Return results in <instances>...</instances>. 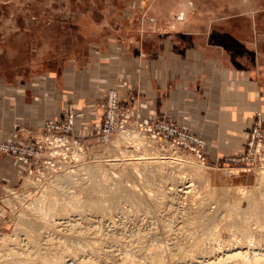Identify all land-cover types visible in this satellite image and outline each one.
I'll return each instance as SVG.
<instances>
[{
    "label": "rangeland",
    "instance_id": "1",
    "mask_svg": "<svg viewBox=\"0 0 264 264\" xmlns=\"http://www.w3.org/2000/svg\"><path fill=\"white\" fill-rule=\"evenodd\" d=\"M181 1L183 0H0V75L10 76L12 80L15 74H24L25 77H21L28 84L39 78L44 83L43 90H46L50 86L46 81L48 76H62L73 62L80 67L83 60L98 57V53L110 43L131 40V35L139 30L144 33L171 30L174 24L187 25L188 22L203 30L209 24L235 25L240 28L234 33L239 45L249 36L253 41L259 40L261 33H249L245 28L250 25L264 26V14L257 13L250 18L242 12L263 10L264 0H188V11L171 12L170 9ZM173 13L174 16H171ZM172 29L179 34L185 31ZM13 82L15 80L11 84ZM120 83L123 82H118ZM38 87L36 86L37 89ZM120 89L122 85L98 91L94 103L96 115H90L86 111V114L79 117L75 106L68 102L58 112L46 115L39 124L40 128L29 131L27 137H13V134L20 135L17 129L8 138H0V158L8 159L9 166L13 169L9 179L0 178V264H24L26 258L30 260L29 264H38L41 259L53 257L54 254L63 255L59 262L61 264H78L82 260L94 264H122L127 257V260L132 258L135 261L140 258L139 261L146 264L152 261L151 254L156 251V245L165 249L162 252L163 264H186L192 258L193 264H203L207 257L216 253H229L232 247L246 246L249 241L252 246L248 257L264 258V220L260 217L259 220L252 219L248 225L250 228L247 237L239 231L241 219L238 215V211L247 210L250 197L263 198L258 207L264 211V184L258 185L255 176L257 170L264 172V167L244 171L241 169L248 165L231 163L226 157L208 156L207 153L208 163L203 165L194 153L178 144V135L174 136L177 142H171L163 136L164 131L159 136L160 139L153 138L151 133L139 131L137 122L151 124L154 121H163L175 127L178 132L184 129L164 114L148 122L138 120L136 99L121 98ZM111 100L118 102V108H112ZM108 112L113 123L127 121V127L104 135L103 130L112 123ZM69 120L72 121L70 130ZM78 122L87 123L86 133L75 127ZM124 130L138 135L139 142L134 136L137 147L140 145L141 148L121 139V131ZM200 139L205 145V140ZM73 151L77 154L72 155ZM141 152L146 153V156L151 155L150 157L155 154L162 156L164 159L160 161L170 162L162 164L157 159L158 163L143 167L139 162L138 166V161L132 159L136 153ZM109 164L112 166L109 167ZM155 165H160L162 172L154 171ZM99 170L101 171L97 172ZM93 171L94 174L91 173ZM89 177L92 178L91 181ZM143 177H146V183ZM93 187L99 191L91 196V191L88 190ZM108 189H112L114 194ZM43 194L56 197L57 204L52 205V208H57L55 211L45 209L54 213L53 216L49 213L53 218L47 214L43 222L59 223L58 227L56 224V227L52 224L47 227L46 222L41 221L39 214L44 209L39 212L35 201ZM133 195H136L137 200L130 199ZM71 198L74 202L69 205L70 212L66 213L70 209L67 205ZM89 198L99 201L101 207L98 209L103 211L97 212L90 205L87 207L85 199ZM77 199L78 203L84 200L80 204L88 209L76 204ZM64 201L69 203L65 204ZM61 206L65 208V212H59ZM75 207L80 210H75ZM108 207L111 210H107ZM234 211H237L236 214ZM62 222L63 225L60 224ZM71 223H75V227L71 228ZM199 256H204L205 259ZM157 263L162 264L154 261L148 264ZM227 264L239 263L233 260Z\"/></svg>",
    "mask_w": 264,
    "mask_h": 264
},
{
    "label": "crops",
    "instance_id": "2",
    "mask_svg": "<svg viewBox=\"0 0 264 264\" xmlns=\"http://www.w3.org/2000/svg\"><path fill=\"white\" fill-rule=\"evenodd\" d=\"M263 11L242 13L251 18ZM172 26L185 31H136L131 40L108 44L80 67L73 62L62 76H48L46 90L39 78L28 84L24 74L12 80L1 74L0 138L17 129L20 135L13 137H27L46 115L68 102L79 117L86 111L96 115L97 93L122 85L121 98L136 99L138 120L148 122L164 114L205 140L208 156L228 159L241 154L252 122L258 117L264 123V26L245 28L261 35L256 41L249 36L242 46L234 36L240 28L232 24H209L204 30L189 22ZM75 127L86 133V124ZM9 164L0 158L1 179L11 175Z\"/></svg>",
    "mask_w": 264,
    "mask_h": 264
},
{
    "label": "bare ground",
    "instance_id": "3",
    "mask_svg": "<svg viewBox=\"0 0 264 264\" xmlns=\"http://www.w3.org/2000/svg\"><path fill=\"white\" fill-rule=\"evenodd\" d=\"M190 6V3L188 2V0H183V1H181L175 8H172V9H170V11L171 12H178V11H182L183 13H185L186 11H188L189 10V7ZM183 15V14H182ZM85 94H87V93H85ZM83 123V122H82ZM85 124H87V123H85ZM87 129V128H86ZM136 136V134H135V132H134V134H132V132L131 131H126V130H124V131H121V139H124V140H126V141H128L130 144H132L133 146H136V148H138L137 147V140H136V137L138 136ZM120 138V137H119ZM118 138V139H119ZM141 138V137H140ZM137 139H138V137H137ZM120 140V139H119ZM140 140H142V139H140ZM148 141V140H147ZM138 142H139V139H138ZM116 143V142H115ZM117 143H118V141H117ZM125 143H127V142H125ZM140 144H141V142H140ZM142 144H144V143H142ZM164 145V144H163ZM50 146V145H49ZM144 146H146V144L144 145ZM140 148H141V146H140ZM139 148V149H140ZM143 148V147H142ZM66 149V148H65ZM135 149V148H134ZM145 149V148H144ZM72 150V149H71ZM77 150V149H76ZM138 150V149H137ZM136 150V151H137ZM157 150V149H156ZM141 151V150H140ZM142 151H144L145 152V150H143L142 149ZM146 151H148V149L146 150ZM151 151V150H150ZM76 152V151H75ZM74 151L72 152V155H73V153H75ZM81 152V151H80ZM157 152V151H156ZM71 153V152H70ZM78 153H79V151H78ZM82 153V152H81ZM149 153V152H148ZM75 154H77V153H75ZM147 154L145 153H140V154H137L136 153V155H135V158L134 159H132V160H136V162H137V165L139 166V162L141 163V165H143V167L145 166V165H150L151 163H154L155 164V162H157L158 163V160L157 159H159V163L161 162L162 164L164 163V164H168L170 161H168V160H161L160 161V159H164V157L162 158V156L161 157H158V156H155V155H153V156H155V157H150V156H146ZM166 155V154H165ZM171 155V154H170ZM174 155V154H173ZM76 156V155H75ZM77 157V156H76ZM79 158H81V157H83V156H78ZM178 158H181V157H178ZM187 158V157H186ZM156 159V160H155ZM175 159V158H174ZM174 159H172V160H174ZM182 159V158H181ZM176 160H177V158H176ZM179 160V159H178ZM182 161V160H181ZM173 162V161H172ZM131 163V162H130ZM175 164H176V162H174ZM180 164V163H179ZM140 165V166H141ZM173 165V164H172ZM186 165V164H185ZM110 166H112V165H110L109 164V167ZM115 166V165H114ZM157 165H155L154 166V171H156V170H159V171H161V167H160V165H159V167H156ZM169 166V165H168ZM100 167V166H99ZM116 167V166H115ZM118 167V166H117ZM149 167V166H148ZM165 167V166H164ZM192 167V166H191ZM94 168H96V167H94ZM136 168V167H135ZM133 169V171H135L136 169ZM139 168H142V167H139ZM150 168V167H149ZM149 168H147V171L149 170ZM103 169V168H102ZM113 169V168H112ZM115 169V168H114ZM119 169V168H118ZM122 169V168H121ZM91 171L92 170H94V169H90ZM89 170V171H90ZM98 170V169H97ZM143 170V169H142ZM146 170V169H145ZM164 170V169H163ZM101 170H99V171H97V172H100ZM118 171V170H117ZM121 171V170H120ZM196 171V170H195ZM73 172V171H72ZM96 172V171H95ZM116 172V171H115ZM162 172V171H161ZM91 173H93L94 174V171L93 172H91ZM125 172H123V174H124ZM150 173V172H149ZM263 171L262 170H257L256 171V175L255 176H257V178H256V180H257V183H258V185H263L264 184V175H263ZM72 174V173H71ZM86 174V173H85ZM95 174H97V173H95ZM146 174V173H145ZM144 174V175H145ZM150 174H152V173H150ZM158 174H160V173H158ZM87 175V174H86ZM92 175V174H91ZM106 175V174H105ZM137 175V174H136ZM143 175V176H144ZM153 175V174H152ZM90 176V175H89ZM96 176V175H95ZM103 176V175H102ZM101 176V177H102ZM107 176V175H106ZM142 176V175H141ZM161 176V175H160ZM91 177V176H90ZM89 177V181H91L92 180V178H90ZM93 177H94V175H93ZM97 177H98V175H97ZM100 177V176H99ZM139 177V176H138ZM178 177V176H177ZM183 177H184V175H183ZM88 178V177H87ZM140 178V177H139ZM152 178V177H151ZM153 178H155V177H153ZM152 178V179H153ZM91 179V180H90ZM97 179V178H96ZM102 179V178H101ZM109 179V178H108ZM107 179V180H108ZM143 179H144V177H143ZM142 179V180H143ZM152 179H151V182H152ZM83 180V179H82ZM87 180V179H86ZM98 180V179H97ZM104 180H105V178H104ZM145 181V183L147 182L146 181V177H145V179H144ZM160 180V179H159ZM178 180H179V178H178ZM78 181V180H77ZM85 181V180H84ZM102 181V180H101ZM101 181H99V182H101ZM106 181V180H105ZM156 181V180H155ZM97 182V181H96ZM95 182V183H96ZM98 182V183H99ZM91 183V182H90ZM93 183H94V180H93ZM104 183V182H103ZM120 183V182H119ZM150 183V182H149ZM89 184V183H88ZM148 184V183H147ZM92 185V184H91ZM95 185V184H94ZM102 185V184H101ZM115 185V184H114ZM118 185V184H117ZM98 186H99V184H98ZM107 186V185H106ZM122 186V185H121ZM179 186H181V185H177V187H179ZM91 187V186H90ZM115 187V186H114ZM123 187V186H122ZM126 186H124V188H125ZM187 187V186H186ZM99 188V187H98ZM108 188V187H107ZM110 188V187H109ZM113 188V187H112ZM117 188V187H116ZM183 188H185V187H183ZM82 189V188H81ZM89 189V188H88ZM87 189V190H88ZM106 189V188H105ZM104 189V190H105ZM107 190V189H106ZM105 190V191H106ZM109 190V189H108ZM116 190H118V188L116 189ZM182 190V189H181ZM180 190V191H181ZM88 191H91L90 193H91V196H92V193H94L95 194V192H98L99 190L96 188V187H93L92 189H90V190H88ZM109 191H112L113 192V190L112 189H110ZM136 193V192H135ZM221 193V192H220ZM44 194H46V193H44ZM40 195L39 196V198L38 199H36V197L34 198V200L36 199V203H35V207L37 208V209H40L39 210V212L40 211H42V209H44V211L43 212H40L41 214H39V216H40V218H41V221L43 222V219H46L45 218V216H47V214L50 216V214L52 215L53 213H54V209H57L56 207L55 208H52V205H56L57 206V204H56V200H55V198L56 197H50L51 195ZM49 194H50V192H49ZM51 194H55V193H52L51 192ZM68 194V193H67ZM87 194V193H86ZM99 194H100V192H99ZM102 194V193H101ZM108 194V193H107ZM110 194H111V192H110ZM110 194L109 195H107V196H110ZM113 194H114V192H113ZM112 194V195H113ZM133 193H131V195H132ZM157 194V193H156ZM214 194V193H213ZM223 194V193H222ZM62 195H63V193H62ZM89 195V194H88ZM88 195H87V197H88ZM103 195V194H102ZM117 195V194H116ZM137 195V194H136ZM136 195H133V196H131L130 197V199H135V200H137L136 199ZM154 195V194H153ZM264 195V194H263ZM68 196H70V195H68ZM73 196V195H72ZM75 196V195H74ZM77 196V195H76ZM100 196V195H99ZM98 196V197H99ZM117 196H119V194L117 195ZM116 196V197H117ZM127 196H130V195H127ZM198 196V195H197ZM261 197H262V195H260ZM80 197V196H79ZM79 197H76V198H79ZM94 197H96V196H94ZM97 197V198H98ZM106 197V196H105ZM112 197V196H111ZM110 197V198H111ZM126 197V196H125ZM153 197V196H152ZM151 197V198H152ZM158 197V196H157ZM169 197V196H168ZM215 197V196H214ZM58 198V197H57ZM65 198V197H64ZM68 199H69V197H67ZM81 198V197H80ZM104 198V197H103ZM118 198V197H117ZM138 198L140 199V197L138 196ZM143 198V197H142ZM177 198V197H176ZM179 198V197H178ZM60 199V198H59ZM62 199V202H63V198H61ZM102 199V198H101ZM114 199H115V196H114ZM119 199V198H118ZM128 199L129 198H127V201H128ZM144 199V198H143ZM148 199V198H147ZM163 199V198H162ZM65 200H66V198H65ZM73 199L71 198V202L69 203L68 201H66L67 203H69L68 205H67V207H69L70 208V206H71V203L72 202H74V201H72ZM79 199H77L76 200V204H80V203H82L84 200H80L79 202L80 203H78L77 201H78ZM99 200V199H98ZM103 200V199H102ZM110 200V199H109ZM115 200H117V199H115ZM114 200V201H115ZM149 200V199H148ZM156 201H157V199H155ZM161 200V199H160ZM164 200V199H163ZM182 200V199H181ZM191 200V199H190ZM61 201V200H60ZM85 201L87 202V207H90V206H93V207H95L96 209H97V212L98 211H101V210H99L100 209V207H101V203L99 202V201H97L95 198H89V199H85ZM119 201V200H118ZM139 201V200H138ZM146 201V200H145ZM174 201V200H173ZM172 201V202H173ZM30 202V201H29ZM58 202V201H57ZM65 202V201H64ZM66 202H65V204H66ZM85 202V203H86ZM104 202V201H103ZM116 202V201H115ZM214 202V201H213ZM234 202V201H233ZM263 202V198H253V197H250L249 198V206H248V208H247V210H241V211H238V215H239V218L241 219V220H239L240 221V228H239V231L241 232V233H243V235L244 234H249V222H251V220L252 219H254V218H258V217H260L261 219H263L264 220V211L263 210H260L259 209V205H261V203ZM84 203V204H85ZM112 203H113V200H112ZM119 203H121V202H119ZM136 203H137V201H136ZM135 203V204H136ZM240 203H241V201H240ZM64 204V205H65ZM149 204V203H148ZM70 205V206H69ZM90 205V206H89ZM109 205V204H108ZM111 205V204H110ZM136 205H138V204H136ZM196 205V204H195ZM53 206V207H54ZM72 206H73V204H72ZM80 206H82V207H84L82 204H80ZM80 206H78V207H80ZM116 206V205H115ZM141 206H143V205H141ZM232 206V205H231ZM74 207V206H73ZM72 207V208H73ZM78 207H75L74 209L75 210H78L79 208ZM81 207V208H82ZM93 207H92V209H93ZM111 207V206H110ZM110 207H108L109 209H107V210H111L110 209ZM144 207V206H143ZM36 208H33L34 209V211H36L37 212V210H36ZM65 208H66V205H65ZM65 208L64 207H59V212H62V211H64L65 212ZM68 208V209H69ZM85 208V207H84ZM99 208V209H98ZM112 208V207H111ZM142 208V207H141ZM194 208V207H193ZM252 210H251V209ZM45 209H48V210H51V209H53L54 211H53V213L51 212V211H46ZM83 209V208H82ZM86 210L88 209V208H85ZM91 209V208H90ZM91 209V210H92ZM206 209H208V208H206ZM235 209V208H234ZM238 209V208H237ZM243 209V208H242ZM249 209V210H248ZM70 210H71V208L69 209V211H66V213L68 212H70ZM80 210V209H79ZM78 210V211H79ZM93 210H95V209H93ZM34 211H32V214H33V212ZM57 211V210H56ZM90 211V210H89ZM103 211V210H102ZM144 211V210H143ZM231 211V210H230ZM229 211V212H230ZM36 212H34L35 213V215H36ZM39 212H37V213H39ZM71 212H73V211H71ZM106 212V211H105ZM227 212V211H226ZM233 212V211H232ZM237 212V211H236ZM236 212L234 211V213L236 214ZM50 213V214H49ZM65 213V214H66ZM84 213H85V211H84ZM87 213V212H86ZM109 213V212H108ZM56 214V213H55ZM54 214V215H55ZM184 214V213H183ZM222 214V213H221ZM73 215V214H72ZM91 215V214H90ZM96 215V214H95ZM100 215V214H99ZM111 215V214H110ZM233 215V214H232ZM38 216V215H37ZM48 216V217H49ZM53 216V215H52ZM52 216H50V217H52ZM63 216H64V214L63 215H61V217L63 218ZM67 216V215H66ZM75 216V215H74ZM48 218L49 220H52V218ZM81 217V216H80ZM90 217H93V216H90ZM103 217V216H102ZM220 217V216H219ZM39 218V217H38ZM66 217H64V219H65ZM176 218V217H175ZM191 218V217H190ZM47 219V220H48ZM219 219V218H218ZM40 219H38V221H39ZM48 220V221H49ZM79 220V219H78ZM179 220V219H178ZM258 220H259V218H258ZM53 221V220H52ZM85 221V220H84ZM254 221V220H253ZM44 222H46V220H44ZM43 222V223H44ZM180 222V221H179ZM69 223V221L68 222H66L65 224L62 222V223H60V224H64V225H66V224H68ZM91 223V222H90ZM177 223V222H176ZM235 223V222H234ZM46 224H47V222H46ZM45 224V225H46ZM49 224V226L52 224V226L53 227H56L55 226V224L57 225V227H58V225H59V223H55V222H52V223H48ZM48 224H47V227H48ZM72 224V223H71ZM70 224V226H72L71 228H73V226L75 227V225L77 224V222H76V224L74 223V224H72L71 225ZM193 224V223H192ZM38 225V224H37ZM44 225V227H46ZM61 225V226H62ZM90 225V224H89ZM252 225V224H251ZM39 226V225H38ZM51 226V227H52ZM98 226V225H97ZM225 226V225H224ZM63 227V226H62ZM77 227V226H76ZM92 227V226H91ZM90 227V228H91ZM218 227V226H217ZM50 228V227H49ZM82 228V227H81ZM80 228V229H81ZM84 228V227H83ZM82 228V229H83ZM86 228V227H85ZM168 228V227H167ZM231 228V227H230ZM30 229V228H29ZM67 229H68V227H67ZM70 229V228H69ZM103 229V228H102ZM54 230V229H53ZM73 230V229H72ZM79 230V229H78ZM89 230V229H88ZM52 231V230H51ZM68 231V230H67ZM71 231V230H70ZM70 231H68V232H70ZM74 231H76L75 230V228H74ZM84 231V230H83ZM170 231V230H169ZM42 232V231H41ZM63 232V231H62ZM72 232V231H71ZM79 232H80V230H79ZM86 232V231H85ZM90 233H92L91 231H89ZM78 233V232H77ZM94 233V232H93ZM194 233V232H193ZM204 233H205V231H204ZM251 233V232H250ZM261 233V232H260ZM68 234V233H67ZM66 234V235H67ZM71 234V233H70ZM84 234V233H83ZM95 234V233H94ZM54 235V234H53ZM74 235H76V233L74 234ZM79 235V234H78ZM81 235V234H80ZM86 235V234H85ZM85 235H84V237H85ZM210 235V234H209ZM251 236H252V233L250 234ZM249 235V236H250ZM259 235V234H258ZM62 236V235H61ZM83 236V235H82ZM89 236V235H88ZM95 236V235H94ZM93 236V237H94ZM194 236V235H193ZM203 236V235H202ZM90 237V236H89ZM245 238H246V236H244ZM247 237H248V235H247ZM51 238V237H50ZM69 238V237H68ZM200 238H201V236H200ZM251 238V237H250ZM249 238V239H250ZM244 239V238H243ZM248 239V238H247ZM251 239H253V238H251ZM64 240V239H63ZM72 240V239H71ZM73 240H74V238H73ZM92 240V239H91ZM207 240V239H206ZM76 240H74V242H75ZM92 242V241H91ZM91 242H89L90 244H93V243H91ZM199 242V241H198ZM244 242V241H243ZM63 243H65V242H63ZM95 243V242H94ZM107 243H109V242H107ZM195 243V242H194ZM208 243V242H207ZM246 243V242H245ZM64 245V244H63ZM195 245H197V244H195ZM50 246V245H49ZM93 247H94V245H92ZM91 246V247H92ZM95 246H96V244H95ZM161 246V245H160ZM204 246V245H203ZM219 246V245H218ZM234 246V245H233ZM251 246H252V242H247L246 243V246H243V245H237V246H234V247H232V249L230 250V252L229 253H226V254H223L222 253V255H217V253L215 254V255H213L212 257L210 256V257H207L206 258V261H205V263H203V264H227V262H229V261H233V260H235V261H238V263L239 264H249V261H250V263L251 264H260L259 262H262L261 264H264V258L262 257L261 259H263V261L261 260V259H257L256 257H251V258H253V259H250L248 256V251L251 249ZM82 248V247H81ZM87 248H89V247H87ZM193 248V247H192ZM261 248V247H260ZM59 249V248H58ZM163 249V248H162ZM162 249H160L159 247H157V245L155 246V248H154V250H156L154 253L152 252V261H154V262H159V263H162V262H164L163 261V259H164V257H163V254H162V252L165 250H162ZM225 249V248H224ZM236 249V250H235ZM222 250V249H221ZM252 251V250H251ZM53 252V251H52ZM93 252H95V250L93 251ZM63 254H64V252H62ZM99 253V252H98ZM192 253V252H191ZM260 253V252H259ZM263 253V252H262ZM41 254V253H40ZM40 254H38V255H40ZM67 254V253H66ZM148 254V253H147ZM212 254H214V253H211V255ZM252 254V253H251ZM68 255V254H67ZM150 255V256H151ZM112 256V255H111ZM36 257V256H35ZM199 257H201V256H199ZM202 257H204V256H202ZM201 257V258H202ZM62 258H63V255H60V256H55V254H54V256L53 257H51L50 256V258L48 257L47 259L46 258H43V259H41L40 260V262H38V264H61V263H59V262H61V260H62ZM65 258V257H64ZM75 258V257H74ZM78 258V257H77ZM105 258V257H104ZM151 258V257H150ZM124 259V258H123ZM128 259V257L125 259V260H123L124 262L122 263V264H144L143 262H140L139 261V259L137 260V261H135V260H133L132 258V260L130 259V260H127ZM197 259V258H196ZM204 259H205V257H204ZM121 260V259H120ZM261 260V261H260ZM29 261L30 260H28V258H26L25 259V261H24V264H29ZM38 261V260H37ZM106 261V260H105ZM152 261H150V262H148V263H152ZM196 261H198V260H196ZM146 262V261H145ZM183 262H185V261H183ZM189 262L190 263H188V262H186V264L188 263V264H193V258L191 259V260H189ZM147 262H146V264H148ZM198 263V262H197ZM201 263V262H200ZM237 263V262H236ZM78 264H94V263H92V262H85L84 260H82V261H79L78 262ZM158 264V263H157ZM163 264V263H162ZM195 264V263H194Z\"/></svg>",
    "mask_w": 264,
    "mask_h": 264
},
{
    "label": "built area",
    "instance_id": "4",
    "mask_svg": "<svg viewBox=\"0 0 264 264\" xmlns=\"http://www.w3.org/2000/svg\"><path fill=\"white\" fill-rule=\"evenodd\" d=\"M111 106L113 109L118 108V102L111 100ZM110 117V122H112V116L108 112ZM72 121L69 120L68 130H70ZM127 121H121L120 123H111L105 130H103L104 135H109L116 130H121L127 127ZM137 128L139 131H144L151 133L153 138L161 136V133L164 131L163 135L166 140L171 142H177L175 135H178L179 145L182 146L185 150H190L194 153L195 157L201 161L204 165L208 163V157L204 152V143L201 142V139L194 134L190 133L187 130H180L179 132L175 127L168 125L163 121H154L151 124H145L137 122ZM54 126V125H51ZM170 136H173L172 138ZM243 152L235 157L228 158V161L231 163L246 164L244 166V171H250L252 168H261L264 167V123L258 117L252 122L248 129V137L243 142Z\"/></svg>",
    "mask_w": 264,
    "mask_h": 264
}]
</instances>
